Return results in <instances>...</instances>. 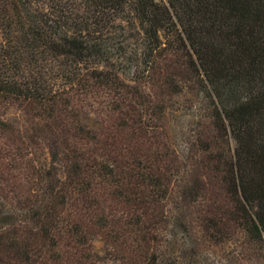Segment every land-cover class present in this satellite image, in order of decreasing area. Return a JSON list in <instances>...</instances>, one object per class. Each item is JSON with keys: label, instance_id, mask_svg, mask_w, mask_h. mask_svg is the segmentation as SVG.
I'll return each instance as SVG.
<instances>
[{"label": "trees", "instance_id": "1", "mask_svg": "<svg viewBox=\"0 0 264 264\" xmlns=\"http://www.w3.org/2000/svg\"><path fill=\"white\" fill-rule=\"evenodd\" d=\"M0 209V264H264V0H0Z\"/></svg>", "mask_w": 264, "mask_h": 264}, {"label": "rangeland", "instance_id": "2", "mask_svg": "<svg viewBox=\"0 0 264 264\" xmlns=\"http://www.w3.org/2000/svg\"><path fill=\"white\" fill-rule=\"evenodd\" d=\"M5 117L8 118V119H11L12 122H14L18 127H20L21 129L24 127V125L27 126L26 124V119H25V116H24V113L18 109V108H10L6 114H5ZM5 212L3 210L0 209V220L4 219L5 217ZM179 244V237L178 235L174 236L173 238H171V241H170V245H169V248H170V254H168V256L170 257V260L172 259V252L175 250L176 251V248H177V245ZM98 245H102L100 242L98 243Z\"/></svg>", "mask_w": 264, "mask_h": 264}]
</instances>
